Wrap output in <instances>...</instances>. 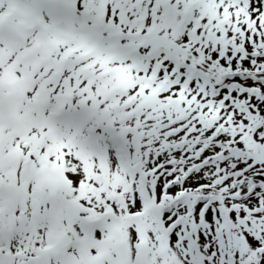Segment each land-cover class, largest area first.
Masks as SVG:
<instances>
[{"label":"snow or ice","instance_id":"1","mask_svg":"<svg viewBox=\"0 0 264 264\" xmlns=\"http://www.w3.org/2000/svg\"><path fill=\"white\" fill-rule=\"evenodd\" d=\"M0 264H264V0H0Z\"/></svg>","mask_w":264,"mask_h":264},{"label":"trees","instance_id":"2","mask_svg":"<svg viewBox=\"0 0 264 264\" xmlns=\"http://www.w3.org/2000/svg\"><path fill=\"white\" fill-rule=\"evenodd\" d=\"M207 240L208 241H211L212 240V236L211 235H209L208 237H207ZM205 242V237H204V235L202 234V236H200V243L201 244H203ZM211 248H212V245H210L209 246V251H211Z\"/></svg>","mask_w":264,"mask_h":264},{"label":"rangeland","instance_id":"3","mask_svg":"<svg viewBox=\"0 0 264 264\" xmlns=\"http://www.w3.org/2000/svg\"><path fill=\"white\" fill-rule=\"evenodd\" d=\"M243 207H247L246 205H244ZM212 220L213 218H212V214H211V212H209V215H208V220Z\"/></svg>","mask_w":264,"mask_h":264}]
</instances>
